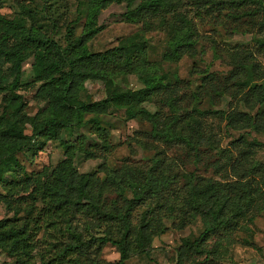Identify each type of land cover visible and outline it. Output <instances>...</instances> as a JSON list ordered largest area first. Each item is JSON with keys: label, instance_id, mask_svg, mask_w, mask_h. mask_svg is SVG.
I'll return each instance as SVG.
<instances>
[{"label": "rangeland", "instance_id": "1", "mask_svg": "<svg viewBox=\"0 0 264 264\" xmlns=\"http://www.w3.org/2000/svg\"><path fill=\"white\" fill-rule=\"evenodd\" d=\"M194 2L197 0H183L181 9L194 10ZM126 9L124 2L113 3L100 12L97 21L102 29L88 42L89 49L103 51L116 46L123 37L143 34L147 41L146 60L157 64L158 73L167 75L171 88L157 93L142 104V109L157 112L159 130L173 128L175 135L181 134L180 139L155 137L151 122L141 116L126 119L123 109L116 107L96 116L109 131L112 146L108 152L89 131V124L63 129L61 139L49 140L44 148V142L36 139L32 146L15 154L21 169L10 161L13 167L8 170L6 162L9 160L0 162V220L15 219L19 225L26 220L31 225L40 220L37 224L42 227L35 229L34 236L38 243L31 250L34 264H45L40 254L46 252L52 256L57 249L54 243L62 247L71 242L65 229L66 219H61L60 227L56 228H61L62 232L51 233V239L48 238L50 229H45L42 217L37 214L43 204L31 186L26 192L8 191V187L11 182L23 181L24 173L47 174L45 176L51 178L58 163L65 158L60 142H78V138L84 136V148L90 146L97 157L86 158L75 151L72 165L77 174L90 176L89 194L105 212L117 214L125 207L126 197L138 199L149 171L157 181L165 183L132 209L128 235L130 256L125 264H264V125L262 122L263 132L253 131L241 121L237 127L230 128L221 114L222 111L254 114L258 110L254 99L249 104L243 102L246 87L225 89L223 84L234 67L232 58L244 52H251L264 70V56L258 55L253 47L252 36L258 34L255 29L250 33L251 29H246L249 27L242 20L230 19L229 10H223L220 15L214 10L194 19L198 34L195 46L179 60L166 61L162 55L169 37L159 27L158 19H152L149 26L126 22L122 18ZM204 9L202 6L201 12ZM85 13L86 0H0L1 15L24 18L27 26L34 24L63 46L67 42L68 28L73 29L75 37L80 35ZM18 48L26 49L24 44ZM32 62L33 55L26 51L18 92L24 98V112L28 116L47 106V99L39 90L40 83L34 81ZM115 82L123 88L143 87L132 71L118 74ZM106 95L103 84L94 80H87L80 93L84 100H98ZM176 98L172 109L169 102ZM2 109L0 95V113ZM91 117L85 115V120ZM176 119L178 122L174 123ZM24 133H32L29 122H25ZM115 181L126 188L123 194L117 193ZM34 182V178L28 180L30 185ZM220 194L226 195L229 203L240 201L241 206L248 201L247 194L253 199L243 211L229 216L227 226L221 225L204 234L203 206L197 207L193 199ZM150 209L153 211L146 230L151 240L146 238L140 245L137 231ZM232 209L229 204L227 214H231ZM30 210L32 214H28ZM68 217L81 239L90 241V245L82 246L68 259L78 260L77 264H120L119 246L100 245L98 240L104 235L119 238L120 219L100 218L90 210L70 213ZM0 264H17L16 255L0 247Z\"/></svg>", "mask_w": 264, "mask_h": 264}, {"label": "trees", "instance_id": "2", "mask_svg": "<svg viewBox=\"0 0 264 264\" xmlns=\"http://www.w3.org/2000/svg\"><path fill=\"white\" fill-rule=\"evenodd\" d=\"M183 0H86V13L82 30L79 36L75 37L72 28L67 30V42L63 46L54 38L41 32L37 26H27L24 18H8L0 14V95L2 96L3 109L0 113V162L5 159L8 170H12L10 161L22 168L16 161L15 154L28 146H32L36 139L44 142L43 148L49 140H60L61 131L67 128H79L89 124V131L101 141V148L108 152L112 146L109 140V131L103 127L96 116L105 114L111 107L123 109L126 119L138 116L151 122L155 137L161 136L164 140L180 139L181 134H176L174 129L168 128L159 130L158 113H149L142 109V104L150 101L153 96L161 91L171 88V82L165 73H158L157 64L149 63L145 57L146 38L143 34H131L123 37L116 46L103 51H91L88 42L102 29L98 24L100 12L113 3H125L126 11L122 18L126 22H142L149 26L151 20L158 19L159 27L164 29L168 35V44L163 52L162 58L166 61L179 60L186 51L195 46L198 34L194 23L195 18L202 14L209 15L214 10L217 15L223 10H229L228 17L246 25L250 33L255 29L256 34L252 36L253 47L258 55L264 56V0H197L192 5L194 10L181 9ZM204 4H201L202 2ZM210 1V2H209ZM205 6L203 12L200 8ZM167 16H171L167 18ZM25 45V50H20L19 45ZM26 51L33 55L32 71L34 81L39 82V90L47 99V106L33 116L24 112L26 103L23 96L18 92L21 86L22 63ZM240 60H236V59ZM230 75L224 81V88L228 86L243 88L246 87L242 100L249 104L253 99L258 104V110L254 114L246 112H224L221 114L226 119V126L235 128L239 121L256 132H263L264 125V70L251 52H244L241 56L233 57ZM127 71L135 72L143 83L138 89L123 88L115 82L120 73ZM87 80L100 81L107 91L104 98L98 100H84L80 93ZM228 80V81H227ZM232 81V82H231ZM230 82V83H229ZM223 90V89H222ZM225 91V90H223ZM43 97V98H44ZM180 99V98H179ZM171 99L169 105L174 109V101ZM93 117L85 120V115ZM203 114V112H202ZM25 122L31 125L32 133H24ZM178 119L174 123H177ZM198 123V119H196ZM76 142H60L64 147L65 158L58 163L56 171L50 177L47 174L24 173V180L11 182L8 191L19 189L22 192L36 191L42 207L38 211V217H42L45 229L51 233L62 232L60 227L61 219H66L65 229L72 238L64 246L54 243L56 252L48 256L41 252V260L45 264H70L69 255L78 252L82 246L90 245V241H83L80 232L76 231L70 223L71 213L92 211L100 218L110 220L120 219V237L112 236L98 237L99 244L111 243L119 246L120 264L130 256L128 235L130 232L131 212L136 204H141L149 194L157 191L164 182H159L151 171L146 175L144 191L138 199L126 197L125 207L117 214H110L99 207L89 194L90 176L82 173L77 174L72 165L73 153L81 152L86 158L97 157V152L90 148H84V136H80ZM192 144L188 142V146ZM95 148V147H94ZM195 149V147L193 148ZM158 166V165H157ZM156 167V166H154ZM34 178L33 185L28 180ZM116 191L123 194L126 190L115 181ZM131 188L128 186V189ZM248 201L241 206L240 201L229 203L226 195L206 196V199L195 198L193 203L202 207L204 212L203 224L204 234L216 230L219 226H227L229 216L236 215L249 206L252 196L247 194ZM233 209L227 214L228 205ZM149 210L142 218V224L138 228L140 245L151 240V234L146 230L150 225ZM30 210L28 214H32ZM14 214H17L15 211ZM38 219V218H37ZM40 220H37L39 223ZM31 225L28 220L19 225L15 219L0 220V247L16 255L17 264H34L31 250L37 246L38 240L34 238L35 231L42 226ZM36 229V230H35ZM60 247V248H59ZM142 250L145 248L142 247ZM45 258L47 260L45 261ZM79 262V261H78ZM81 263V262H80Z\"/></svg>", "mask_w": 264, "mask_h": 264}]
</instances>
